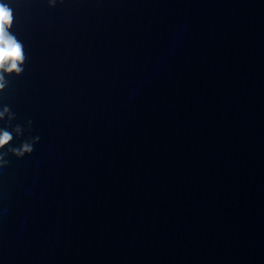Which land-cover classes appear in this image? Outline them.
I'll list each match as a JSON object with an SVG mask.
<instances>
[{"label": "water", "instance_id": "obj_1", "mask_svg": "<svg viewBox=\"0 0 264 264\" xmlns=\"http://www.w3.org/2000/svg\"><path fill=\"white\" fill-rule=\"evenodd\" d=\"M9 2L0 264H264V0Z\"/></svg>", "mask_w": 264, "mask_h": 264}, {"label": "clouds", "instance_id": "obj_2", "mask_svg": "<svg viewBox=\"0 0 264 264\" xmlns=\"http://www.w3.org/2000/svg\"><path fill=\"white\" fill-rule=\"evenodd\" d=\"M57 0H48L49 6H55ZM15 19L14 9L9 0H0V91H3L9 81L6 77L11 75L19 76L24 71L27 60L24 44L11 31ZM7 118L8 127H0V167L9 163L6 159L9 153L17 158H22L26 154H31L33 146L39 141V136L24 139L18 146H12L14 138L21 137L24 129L20 125L11 127V121L15 114L8 106H3L0 110V121ZM28 125L31 126L29 120ZM11 127V130H9Z\"/></svg>", "mask_w": 264, "mask_h": 264}]
</instances>
